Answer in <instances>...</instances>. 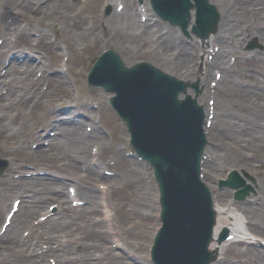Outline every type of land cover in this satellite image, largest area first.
<instances>
[{"label": "rangeland", "instance_id": "obj_1", "mask_svg": "<svg viewBox=\"0 0 264 264\" xmlns=\"http://www.w3.org/2000/svg\"><path fill=\"white\" fill-rule=\"evenodd\" d=\"M17 1L19 2L21 0H0V4L2 3V6H6L7 9H9L11 7H14L15 2ZM106 1L107 0H90V3L86 6V9H85V12L88 18L86 19L85 15L80 17L81 18L80 28L82 29H84V27L86 28V24L88 21L90 22V24H93V26L90 29L86 28L91 33L88 35H84V36L80 35L78 37L76 36V29L72 30L71 28H73V24H75L78 21L79 17L78 18L76 17L73 19L65 18L64 20L66 22V25L64 27L60 24L61 22L59 21L60 17H62L61 14H56L55 12H53L54 14H52L50 6L49 8L47 7V9H44V10L42 8H39L38 13H36V17L40 16L41 19H43V23L33 25L32 27H30L31 30L29 31H28V27L24 31L19 29L21 31V34L19 35L20 37H18L15 41L11 39H13L12 37L14 35H17L16 30L18 28L14 27V25L12 24L13 28L10 32V35L8 36V40L11 42L12 45L9 47L7 46L6 50L8 51L10 47L16 49L20 47L21 44H24V43L25 44L23 45V47L24 46L26 47L27 46L26 43H28L30 46H34L32 47L33 50L38 49L39 50L38 53L43 55L44 59L47 57L48 59H51L53 62H58L57 61L59 57L58 56L59 53L57 52L58 44L46 37L39 39L37 38V36H34L33 33L31 32L32 31H43V32L52 31V32H55V34H57V37L60 39L61 42H64L65 40V42L68 43L70 47L71 59H70V64H69L70 70L68 72L67 78L75 82L73 83V85H75L76 88L78 89L77 98H79V102L83 103L84 106H87L89 101L93 99L101 102L102 104V107H101L102 123L110 130L111 135L109 137H111V139L114 140L113 145H112V152L110 154L108 150L103 151L101 148H99V150L100 149L102 150V154H103L102 159L108 156H117V157L122 158L120 159L119 163L116 166L117 175L114 176V180L112 181L113 183L111 186L112 194L110 197H108L109 201L113 199L112 200L113 205H115L114 208L117 214V219L110 226H112L113 229L117 231V233L115 231L114 232L115 234L119 236L120 239L127 240V243H128L127 245L130 248V250H133L134 252L138 253L139 256L142 255L143 259L147 262L148 247L151 241L152 234L155 230V227H153V224L155 223V221L150 220L152 222L151 223L148 222L146 217H150V216L149 215L147 216L145 212H148V211L154 212L156 210V206L154 203V197L156 196V184L153 180L151 170L149 167H146L144 164H138L137 167L134 166L133 164H135L136 162L134 159L122 156L121 150L117 151L116 147L114 148V146H123L125 148L128 147V145L126 144L127 142H125L127 132L126 130H121L122 129L120 127L121 121L119 120L118 116L115 115L112 111H110L107 106H105L104 99H105L106 93H102L94 88L89 87L85 83L84 78L94 58L97 56V54L101 50H103L106 47H111V48L118 50V47H120L125 40H129V44H130L129 48L126 49L128 50L127 53H125L128 62H132L137 59H147V60L152 61L156 65L163 66L160 64L162 61V58H160V56H155L153 52L149 50V47L151 49L154 44V41H152L153 39L151 36L154 33L149 32L147 34H144L146 38H144V40L138 41L137 48L134 47V44H135L134 36H137V35L133 33L132 34L128 33L127 36H123V37L120 35V29H121L120 26L121 25L123 26V24L121 23L123 21L119 20L120 15L111 17V19L110 17H106L105 15H103L102 7L105 5ZM59 2L60 3L57 5V8H66L68 10H71L73 9L74 6L79 5V0H75L73 4L68 3V1H64V0H59ZM111 3L114 6V0H112ZM23 5L24 6H22V9H23L22 12L26 13V11H28L29 8H27L26 4L23 3ZM53 5L56 6L55 4ZM217 7L219 10L221 9V6H217ZM130 9L131 11H133L134 6L131 5ZM257 10L252 12L255 14L251 18L255 22L263 21L264 23V13L257 11ZM29 11L31 10L29 9ZM44 12L51 13L53 15V19H50L52 18L51 15L45 16L44 14H42ZM11 14H14L15 16L13 19V22L16 21V13L12 11ZM129 16L131 18V13H129ZM132 17L138 19V15L136 13H135V16H132ZM123 18L127 19V22H126L127 24L128 18L125 14H123ZM26 19H27V15L23 16L22 18L20 17L18 19V23L23 24L26 21ZM112 21L114 23L110 25ZM50 22H52V24L49 25ZM1 24H2V16L0 17V37L3 38L4 35L1 29ZM241 24H242V20H241ZM167 25L168 24L166 22L160 21V29L165 28ZM127 26L128 25H126V28L128 30L130 27H127ZM9 31H8V34H9ZM11 34L13 35L11 36ZM248 34L250 35L251 33L248 32ZM115 37H119V41H114ZM27 39H29L28 42H26ZM15 43L17 44L13 46ZM25 47L22 49H26ZM241 51H244V50L242 49ZM227 53L231 54L232 52H229L228 50ZM2 58H0V65H1ZM251 64L259 65V66L254 67L257 70V72L244 69L250 66V64L246 63V61H239L238 64L234 65L233 72L237 74V76H234L235 77L234 79H237L238 82L240 81L250 82L253 86H249V87L247 86L248 88L246 89L240 86L239 84L230 85L229 83H227V84H223L221 87L220 95H222V97H219V101L224 100L223 104L225 105H222L223 107L219 106V112L223 111L225 108L226 112H228V116L227 118H220V120L223 121L221 122V125L227 126V129L226 131H219V133L221 134V138L219 139L221 140H218V141L222 144V147L224 149L223 150L224 153L221 154V155H224V160L222 159L220 160L221 163L218 168V173H216L217 175L212 176L211 180H209L212 186L215 185L214 183L215 179H217L219 176H223L225 171L228 168H231V166L233 165L237 166L233 158L237 159L239 155H244L251 162L247 166V168L251 170L250 172L251 174L258 176L259 181H260V186L262 185V177L264 176V160L262 159L264 156V136H262L263 138H261L258 135H256V134H261L259 133V128L254 121H251V119L247 117L245 112L246 111L249 113L257 112L260 108L261 109L264 108V106H261L262 97H264L261 95V94L264 95V60L258 59L257 61ZM56 66L60 68V65L58 63L56 64ZM174 66H176V64ZM172 67H173L172 65H167L165 69L168 71H171ZM33 70L34 69H31V71ZM172 70L176 71L177 73H180V70L178 72L177 68H172ZM183 74L184 76H186L185 73ZM187 78L195 79L196 77L190 74L189 76H187ZM52 85H53V82L50 81V87H48V89L52 87L55 88V91H53V94L51 96L52 98L49 97L45 99V101L43 100L44 101L43 105L49 99L52 100L51 103L53 104V103H58L62 101L63 99L65 100L66 98L75 96V90L71 88H67L64 86H56V85L52 86ZM235 89L239 91H235ZM248 96H250V98H248ZM41 99L42 98H40V100L36 102L35 104L36 105L40 104ZM31 100H32V97L30 98V101ZM241 103H244L247 106L239 105ZM238 116L241 117L240 120ZM260 118L264 120V114ZM4 122H5V119L3 120V124ZM2 129H3V126H0V135L2 136V138L0 139L8 140L9 142H13L17 140L18 137L16 133L10 134L7 129L6 130L4 129V131ZM20 130L22 131L24 130L23 133H25V127L21 128ZM230 132L236 133L237 136L234 133H233L234 135H231ZM105 139L106 137L102 134V136L99 139H95V140H98L95 142L101 145L105 143L104 141ZM64 142H70V140L69 141L65 140ZM92 142H93V138L88 139L86 141V144H85L86 153H88L89 144ZM0 145H2L1 141H0ZM68 149L72 150L70 148ZM26 159L31 160L32 155L28 156V158ZM231 161L232 163H230ZM225 163H227L229 167H226L224 170H222L223 166H225ZM80 168L83 169V165H81ZM247 168L245 169L248 170ZM96 181L97 180L95 179L94 182ZM119 184H122V186L120 187ZM220 193L224 199H229L231 197V191L229 194V191L226 189L221 190ZM9 195H11V192ZM149 195H150V200H148ZM8 200H9V197L7 201ZM144 201H147V202H144ZM46 203L44 205H46ZM148 204L150 205V207H148ZM3 205H4V202H2L0 205V220L2 217L3 207L5 206ZM247 211H251L249 213L251 214L250 217L255 222L262 221L263 215L260 213V210L248 209ZM30 217H33V215L29 216V218ZM95 217H100V214L96 213ZM85 218L82 217L81 219L84 220ZM100 222H101V227H100V224L99 225L96 224V227L98 229L100 227V230H102L104 223L102 221ZM75 226H77V224ZM22 229H23L22 227L17 228L18 234L19 232H21ZM67 230L68 229L62 228V227L59 228V231H57V233H60L58 235V238L60 237V240H61V237L64 235V233H61V232H64ZM68 231H72V230H68ZM76 232H78L77 229H76ZM108 238L105 241L107 245L109 246ZM95 250H98V249L91 248V251L93 253ZM0 254L2 255V251H0ZM231 254H234V253H229L228 255H231ZM236 257L237 256H235V258ZM123 258L125 259L124 255H123ZM102 261L104 262V259H102ZM98 262L100 261L98 260ZM0 264H13V263H10L9 261H6V262L1 261ZM110 264H120V263L112 262ZM147 264H150V263L147 262Z\"/></svg>", "mask_w": 264, "mask_h": 264}, {"label": "bare ground", "instance_id": "obj_2", "mask_svg": "<svg viewBox=\"0 0 264 264\" xmlns=\"http://www.w3.org/2000/svg\"><path fill=\"white\" fill-rule=\"evenodd\" d=\"M38 1L39 0H25V2L27 4V8H29L31 11H29V9H28L29 12L26 11V13H22L20 15V17L27 15V17H29L31 19V20L28 19L30 24L41 23L39 21V18L35 17L36 13H38L37 8H34L33 5L31 6V3L36 4ZM52 1L53 0L44 1L43 7L47 6L48 3H50V2L52 3ZM74 1L75 0H69V3L73 4ZM214 1H216L222 5H226V6L229 5L230 6V8H229L230 15L226 19V21L224 22L223 27L218 31V35H220V36H223V35L226 36L227 34L229 35V36L227 35L228 39H226L225 43H223V46L221 45V47L219 48V49H221L219 53H221V52H224V49L226 50V48L229 45L235 44V43L239 44L240 36H247L248 35V32H247L248 31V29H247L248 23H249L248 18L252 17L255 14L252 12L256 11L257 9H258L257 11L264 13V0H214ZM40 7H42V6H40ZM231 8H232V10H231ZM241 20H242V24H241ZM80 21H81V18H79L78 21L75 24H73V28H71L72 30L76 29V36L77 37L80 35H84L87 32V31L82 30L80 28L81 27ZM113 23L114 22L112 21V23H110V25ZM257 23L258 22H256V24ZM129 27L130 28L128 29V32H126V30L120 29V35L122 37L127 36V33H130V34L133 33V34L137 35V36H134V43H135L134 47L135 48H137L138 41L144 40V38H146L144 34H147V33L152 32V31H156L158 28L157 23L151 24L149 22H140V21H136L134 19L131 20ZM136 29H139L140 32H138ZM171 29H173V28H171ZM258 29L260 32V39H261V41H264V30L260 29V28H258ZM114 41H119V37H115ZM161 41H162V39H161ZM179 46L184 51L183 55L178 57L177 61H176V64L179 67L180 73H183V71L187 72L188 70L194 69L196 66L195 63H198V60H196V56H193V54H192L193 51L188 49V47L185 44H182ZM173 47H174V45H173ZM218 54L216 55L215 61H217V62L223 61V58L221 55H220V57L217 58ZM200 62L204 63L205 60L202 59ZM12 65H14V64H11L9 69H11ZM25 66H27L28 70H29L32 68L33 65L31 63H29V64H26ZM16 68H17L18 72L19 71L21 72V65H19V66L16 65ZM9 69H8V72H9ZM24 73H28V75L30 74L29 71H25ZM12 74H13V71H12ZM195 75L198 76L199 72H196ZM17 76L21 77L19 73L17 74ZM62 77L65 80L66 76L63 75ZM58 78L60 79L61 76H58ZM54 79L56 80V76L54 77ZM27 80H28V78H27ZM5 82H7V83L12 82V80L10 79V76H8V79H5ZM235 91H239V90L235 89ZM9 95L10 94L7 93V95L4 98L0 97V98L4 99V101L1 104L11 105V103L13 102V99ZM261 95L264 96L263 94H261ZM248 98H250V96H248ZM261 102H262L261 106H264V97H262ZM221 104H223V103H221ZM21 105H23V106H21ZM29 106H30V103H28L26 100H24L22 102V104H16L15 109H20L17 112V115L18 116L20 115V116L15 118L16 123H19V122L24 123L25 122V120H23V119H26V112H27ZM32 107H33V105H32ZM245 113H246L247 117L249 119H251V121H254L257 124V126L259 128V133H261V134H256V135L263 138L262 136L264 135V120L260 117L264 114V108H262V109L260 108L257 112L249 113L246 111ZM14 127H16V126H14ZM230 133H231V135H234V134L236 135V133H234V132H230ZM215 136H216V134H215ZM66 139H69V137L66 136ZM86 140H87L86 138L77 134L76 130L75 131L73 130V135H72L70 142H64V139L62 140V139L58 138V140L55 142L56 143L55 146L57 147V149H60L62 151V154H64V156H66L68 154L65 147L71 148L72 150H75L77 153H79L77 155L80 158H83L84 160L88 161L89 156L86 155V153H84ZM58 146H60V147H58ZM241 156H242V158H240V159L237 158L238 165L241 166L242 168H247V166L251 162L244 155H241ZM209 162L210 163L208 164V166H210L214 170H216L218 168L216 159L212 158L211 160H209ZM207 176H209V174H207ZM90 179L91 178H88V179L81 178L79 185L83 184V183H88ZM38 183L41 184V182H38ZM42 185L45 188L49 189L50 191H55L53 189L55 186H51V184L48 182H43ZM188 185L191 186L190 183H188ZM81 191H82L81 194L84 195V197L87 199V202H89V203H91L92 200L97 197V194H95V193H88V191H85L83 189ZM56 193L58 194V197L61 198L62 206L65 205L66 210L69 212L67 214H62L60 217L58 216V217H52V218L48 219V221L46 223V228L47 229L53 228L52 229L53 231L58 230L55 228H60V227L69 228L70 227V225H69L70 222L68 223V222L63 220V218H65L67 215L75 216L78 221H81L78 218L80 216H82V215H77V213L74 211H71L70 210L71 205L65 204V203H67V200L65 199L66 194L62 189L57 190ZM36 202L38 204H40V203L42 204L44 202V198H42L41 201L38 200ZM260 203H261V201H260ZM262 205H261V207H262ZM36 206L37 205L31 204V208H33V207L35 208ZM215 206H216V210H217V221H216L215 229H218V227L221 226L222 224H228L230 227V231L234 232L237 238L244 239V241L251 239L252 236L254 238H256L254 233L251 230H249V228L247 227L246 224H244V216L245 215L241 211H239L235 207H233L231 205H227V204L226 205H223V204L219 205L218 203H216ZM83 216L86 217L84 220L85 221L84 228L89 230L88 236H87L88 240H87V242L84 241V246L85 245L86 246H85V249H83V253L87 256H91L92 253H91V251H89V250H91L90 248L95 246L98 250H100L101 246H102V245H100V244H102L101 243L102 241H100V238L104 240L107 237L105 234L100 233L99 230H97L95 228L96 227L95 222H97V221H96L95 216L92 215L91 212L84 213ZM146 219L148 220V222H150V220H152L150 218H146ZM197 219H200L199 215L192 214L191 222H193ZM200 222H201V219H200ZM258 230H260V232H264L263 228L262 229L256 228V231H258ZM83 232L85 234V230ZM7 237H8L9 241H6V242H2L3 240L0 241V247L2 245H4V246H8L9 249H11V250L12 249L16 250L17 248H19L23 245L30 246L33 242H36L40 236L38 234L31 233V236L29 238H22V237L18 236L16 233H14V231H10V232H8ZM0 238H2V237H0ZM73 238H75V237H73ZM84 239L86 240V238H84ZM231 243H232V241L222 242L221 244L216 243V241H213L211 243V247L216 248L220 252V250L223 251V250H226L227 248H229L231 246ZM54 247H56V246H54ZM58 249H59V251L64 250V251L68 252V253H66V256H67L68 254H70L72 252L73 246L70 245L64 249H63V246H57L55 248V251H58ZM246 249H248V248H246ZM246 249H243V251H245ZM243 251H241V252H243ZM42 256H43V254H41L37 257H34L33 259L37 260L38 258H41V260H42V258H43ZM87 256H82V258L84 260H87V258H86ZM17 261L20 263L22 260L17 259ZM262 261L264 264V259H262ZM218 264H221V263H218ZM250 264H254V263L252 261H250Z\"/></svg>", "mask_w": 264, "mask_h": 264}]
</instances>
